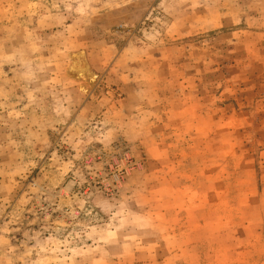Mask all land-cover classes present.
I'll use <instances>...</instances> for the list:
<instances>
[{"label": "rangeland", "instance_id": "374dc122", "mask_svg": "<svg viewBox=\"0 0 264 264\" xmlns=\"http://www.w3.org/2000/svg\"><path fill=\"white\" fill-rule=\"evenodd\" d=\"M0 264H264V0H0Z\"/></svg>", "mask_w": 264, "mask_h": 264}, {"label": "bare ground", "instance_id": "6f19581e", "mask_svg": "<svg viewBox=\"0 0 264 264\" xmlns=\"http://www.w3.org/2000/svg\"><path fill=\"white\" fill-rule=\"evenodd\" d=\"M79 75V74H78Z\"/></svg>", "mask_w": 264, "mask_h": 264}]
</instances>
